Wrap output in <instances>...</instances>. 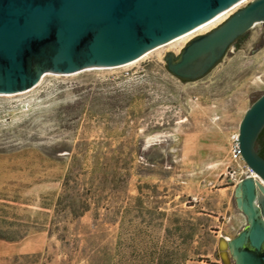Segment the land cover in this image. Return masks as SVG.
<instances>
[{"label":"rangeland","instance_id":"1","mask_svg":"<svg viewBox=\"0 0 264 264\" xmlns=\"http://www.w3.org/2000/svg\"><path fill=\"white\" fill-rule=\"evenodd\" d=\"M263 29L197 81L167 70L165 55L183 41L131 65L47 73L32 89L0 95V217L15 223H0V233L28 231L19 245L6 241L0 264H89L98 251L113 264H181L186 254L185 264H222L218 239L247 226L234 193L250 174L231 148L264 94ZM63 195V206L87 199L90 211L57 214ZM53 219L67 243L49 234Z\"/></svg>","mask_w":264,"mask_h":264},{"label":"water","instance_id":"2","mask_svg":"<svg viewBox=\"0 0 264 264\" xmlns=\"http://www.w3.org/2000/svg\"><path fill=\"white\" fill-rule=\"evenodd\" d=\"M243 0H0V94L36 87L47 73L80 75L132 64L193 28L209 25ZM264 23V0H253L191 45L170 70L225 49ZM264 127V94L246 111L238 132L243 162L254 175L235 189L247 226L227 241L222 264H264V159L255 150Z\"/></svg>","mask_w":264,"mask_h":264},{"label":"trees","instance_id":"3","mask_svg":"<svg viewBox=\"0 0 264 264\" xmlns=\"http://www.w3.org/2000/svg\"><path fill=\"white\" fill-rule=\"evenodd\" d=\"M255 150L257 152V154L264 159V127L262 128V130L260 131L257 139H256V142H255ZM69 152V151H68ZM98 174L99 173V170H95L93 172V174ZM69 183H70V172L67 174L66 178H65V181H64V186H65V192L67 189H70V186H69ZM64 195L59 197L58 200H57V203H56V208L57 209V214H58V211L59 212H68L69 215L71 216H74V217H79V216H82L84 215L86 212L90 211V200H87V199H80V200H75V202H71V203H67L65 204V208L63 210V203H64ZM56 219H53L50 223V229H49V234L51 235H54L55 234H58V240L65 244L67 243V236H66V233H67V228L63 227L62 228L55 222ZM178 221V220H176ZM0 223L2 224H6L8 226H12L14 225L15 223L14 222H8L5 218L3 217H0ZM186 225H191L189 221L186 222ZM57 231V232H55ZM61 231V232H60ZM193 229H192V232L188 233L186 235V242L188 241H191L193 239ZM28 231H24L22 233H18L16 235H13V236H7L5 234H1L0 233V240H3V241H7V242H16V241H20L22 240L26 235H27ZM78 251V250H77ZM76 251V252H77ZM82 253V252H81ZM193 255H198L197 253H192ZM68 255V253H67ZM83 255L84 252H83ZM14 259H18L17 257H15ZM201 260L200 261H206L207 263L210 264L209 260L207 259H204L202 260V258H200ZM188 260H191L188 256V254L184 255L182 257V259L180 260L181 261V264H185ZM88 261H89V264H113L114 262V259L113 257H111L110 253L109 252H101V251H98V252H93L91 256H88ZM159 264H165L163 263V261H161Z\"/></svg>","mask_w":264,"mask_h":264},{"label":"flooded vegetation","instance_id":"4","mask_svg":"<svg viewBox=\"0 0 264 264\" xmlns=\"http://www.w3.org/2000/svg\"><path fill=\"white\" fill-rule=\"evenodd\" d=\"M222 25V24H221ZM257 25H264V23H258L255 24L251 29L247 30L243 34L237 36L233 41H231L225 49H218L215 52V61L214 63L210 65L213 56L211 54L204 55L194 62L190 63L186 67L182 68L179 70L180 75L174 74L171 70L170 67L178 64L180 57L185 53L187 48H189L191 45L194 43L198 42L201 40L203 37L211 34L214 30H216L218 27L215 29L211 30L210 32L202 35H195L190 41H188L186 44L181 46L180 50L178 53H175L174 51L168 52V54L165 55V63L167 66V70L172 73L174 76L178 77L179 79L185 81V82H191V81H197L200 79L205 78L210 74V72L217 67L222 60L231 52L233 49L234 51H239L240 48L247 42L249 33L250 31L255 28ZM264 46V29L261 32V36L258 40V48H262Z\"/></svg>","mask_w":264,"mask_h":264},{"label":"bare ground","instance_id":"5","mask_svg":"<svg viewBox=\"0 0 264 264\" xmlns=\"http://www.w3.org/2000/svg\"><path fill=\"white\" fill-rule=\"evenodd\" d=\"M249 1H251V0H243V1H241L237 5L231 7L223 17L215 20L214 22L210 23L209 25L201 26V27H198V28H193L192 30H190V31L186 32L185 34L173 39L172 41L168 42L167 44L159 46L157 49H155V50L151 51L150 53L146 54L141 59H143V58H145V57H147V56H149L151 54H154V53L158 52L159 50L165 49L167 47H170L172 49L178 44L180 46L181 43L183 44V41H185L187 43L195 35H201V34H205V33L209 32L210 30L214 29L217 25H219V23H222L227 18H229L234 13V11L238 10L240 7H242L243 5L247 4ZM138 61H136V62H138ZM136 62H134V63H136ZM134 63H132V64H134ZM129 65H131V64H129ZM0 95L10 96L11 94H0ZM247 171L249 172L250 170L248 169ZM222 238L224 239V243H222V245H221V249H220L219 255H220L221 260L227 261V259L229 257L228 256L227 241L230 240V239L227 238V237H222Z\"/></svg>","mask_w":264,"mask_h":264},{"label":"built area","instance_id":"6","mask_svg":"<svg viewBox=\"0 0 264 264\" xmlns=\"http://www.w3.org/2000/svg\"><path fill=\"white\" fill-rule=\"evenodd\" d=\"M231 153H232V157L234 158L235 161L242 162L245 166V163L243 162V159H242L241 150L239 147L238 134H236V136H234V138L232 140ZM246 169L248 170L247 167H246ZM249 174L254 175L252 173V171H249Z\"/></svg>","mask_w":264,"mask_h":264},{"label":"crops","instance_id":"7","mask_svg":"<svg viewBox=\"0 0 264 264\" xmlns=\"http://www.w3.org/2000/svg\"><path fill=\"white\" fill-rule=\"evenodd\" d=\"M23 240H20V241H17V242H12L11 244L19 245L20 243H22ZM5 243L6 244H4L3 240H0V257L7 255V250H8L9 243H7L6 241H5Z\"/></svg>","mask_w":264,"mask_h":264}]
</instances>
